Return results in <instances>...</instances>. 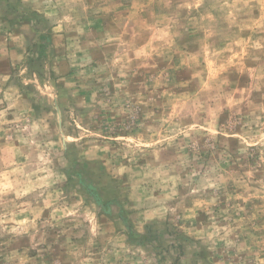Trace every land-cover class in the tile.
Returning <instances> with one entry per match:
<instances>
[{
  "label": "rangeland",
  "instance_id": "374dc122",
  "mask_svg": "<svg viewBox=\"0 0 264 264\" xmlns=\"http://www.w3.org/2000/svg\"><path fill=\"white\" fill-rule=\"evenodd\" d=\"M0 264H264V0H0Z\"/></svg>",
  "mask_w": 264,
  "mask_h": 264
}]
</instances>
